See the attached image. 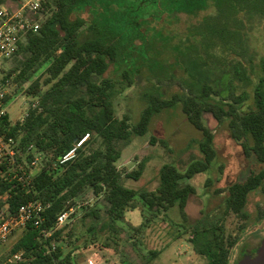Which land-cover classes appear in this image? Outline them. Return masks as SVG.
I'll list each match as a JSON object with an SVG mask.
<instances>
[{
    "label": "trees",
    "instance_id": "obj_1",
    "mask_svg": "<svg viewBox=\"0 0 264 264\" xmlns=\"http://www.w3.org/2000/svg\"><path fill=\"white\" fill-rule=\"evenodd\" d=\"M46 1L49 18L39 33L28 35L11 62L24 54L25 60L3 77L5 82L23 86L47 66L48 78L43 83L40 78L34 80L27 89L38 98V108L14 126L9 116L0 122V133L18 142L19 161L28 171L34 157L31 146L44 156L30 184L13 178L16 171L0 178V208L7 206L15 214L33 200L47 206L42 227L27 226L11 249L12 259L21 256L8 264H71L61 246L63 229H57L58 218L74 208L75 199L87 189L104 196L113 222L134 210L139 196L151 209L167 212L178 206L188 223L186 208L197 191L182 181L208 173L218 158L216 135L203 121L205 112L227 130L247 158H256L262 165L245 181L215 188V196L225 191L227 196L191 225L189 242L206 264H229L227 217L248 213L251 196L264 195V52L255 42L256 34L264 31V0ZM181 23L187 25L185 36L165 37L166 31ZM167 52L173 55L165 64L162 58ZM196 67L208 71L209 78ZM139 78L147 85L142 95L147 106L132 126L129 116L117 117L113 97L136 85ZM173 86L181 91L171 92ZM68 91L77 96L70 93L62 100ZM177 106L201 132L195 142L201 158L185 171L165 164L156 191L128 188L117 166L122 157L118 141L146 135L156 116ZM86 134L91 139L77 158L59 165L58 159ZM99 140L101 146L95 148ZM145 168L144 160L125 177L139 181ZM216 182L220 179L209 177L206 186ZM263 216L261 212L260 219ZM42 230L51 235L46 237Z\"/></svg>",
    "mask_w": 264,
    "mask_h": 264
},
{
    "label": "rangeland",
    "instance_id": "obj_2",
    "mask_svg": "<svg viewBox=\"0 0 264 264\" xmlns=\"http://www.w3.org/2000/svg\"><path fill=\"white\" fill-rule=\"evenodd\" d=\"M186 28L187 25L183 23L173 25L174 30L166 31L165 37L185 36ZM255 42L257 48L264 52L263 30L256 34ZM172 55L167 52L162 58L163 63H168ZM25 58L24 54L9 63L2 77ZM180 65L182 62L175 65L176 69H180ZM46 69L47 66L43 67L23 86L9 83L10 95L5 108L12 124L23 122L33 109V105L39 104L38 98L29 94L27 89L34 80L40 78L43 83L48 78ZM196 69L201 75H205V78H209L208 71L204 68L196 67ZM42 88L46 90L48 87ZM145 89H147L146 82L139 78L136 85L127 87L113 97L118 118L129 116L132 126L140 121L147 106L142 96ZM163 90L165 93L168 91L165 88ZM171 90V92L181 91L177 86H173ZM70 93L74 95L73 97L77 96L76 93L68 91L62 100ZM203 121L216 135L218 158L215 161V168L208 173L197 174L192 179L182 181L183 184L193 185L197 191L190 196L186 208L189 222L185 223L178 206L167 212L157 207L151 209L139 196L135 200L136 208L128 212L123 220L113 222L107 214L108 205L104 196H97L92 189H87L75 199L76 206L72 208V213L62 225L64 242L61 246L64 256L71 258V264L207 263L206 258L198 255L189 242L191 225L202 218L204 210L214 209L219 205L221 198L227 196L226 191L215 196L213 192L215 188L225 189L233 182L245 181L253 170L260 169L262 165L256 158L245 156L243 148L229 136L227 130L220 126L211 113L205 112ZM201 137V132L190 124L181 106L164 111L154 118L146 135H134L128 141H118L117 147L122 151V157L117 162V166L124 175V184L138 192L156 191L159 187L158 174L165 164H174L181 171H185L194 159L201 158L195 144ZM162 141H166L168 146H164ZM191 145L193 147L190 149ZM98 146H101V140L94 147ZM43 157L41 162L44 160ZM144 160L146 168L141 179L139 181L127 179L125 175L138 170L140 162ZM41 162L34 170L35 173L39 172ZM209 177L220 179V182L208 188L206 181ZM0 178H3L1 172ZM247 211L248 213H232L226 219L225 244L230 251L229 264H238L246 257L253 256L262 246L264 216L260 219V214L264 212V195L253 194ZM22 233L21 230L15 232L9 242L0 247V264H8L11 261V249ZM152 252L157 255L153 257Z\"/></svg>",
    "mask_w": 264,
    "mask_h": 264
},
{
    "label": "built area",
    "instance_id": "obj_3",
    "mask_svg": "<svg viewBox=\"0 0 264 264\" xmlns=\"http://www.w3.org/2000/svg\"><path fill=\"white\" fill-rule=\"evenodd\" d=\"M49 16L46 0H0V122L4 117L9 116L5 108V100L10 95L9 81H4L2 73L18 55L28 35L39 33ZM38 106L39 104H34L33 109H37ZM9 121L14 126L10 117ZM90 139V134L76 139L74 145L58 159V164L64 166L74 161ZM30 151L34 157L29 165L31 171H28L19 161L18 142L0 133V172L3 177L11 176L12 172L16 171L13 178L27 185L30 184L34 170L40 166L43 157L35 146H31ZM46 209L47 206L40 200L22 205L15 214L10 213L7 206L1 207L0 247L7 244L15 232L24 231L30 224L41 228L45 222ZM72 211L73 209H70L59 216L57 229L62 228ZM42 233L46 237L51 235V232L46 230H42ZM20 256L21 254H17L13 259Z\"/></svg>",
    "mask_w": 264,
    "mask_h": 264
},
{
    "label": "water",
    "instance_id": "obj_4",
    "mask_svg": "<svg viewBox=\"0 0 264 264\" xmlns=\"http://www.w3.org/2000/svg\"><path fill=\"white\" fill-rule=\"evenodd\" d=\"M238 264H264V240L262 242V246L256 251L253 256L246 257Z\"/></svg>",
    "mask_w": 264,
    "mask_h": 264
}]
</instances>
